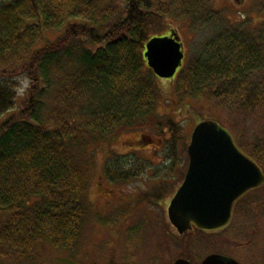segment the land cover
<instances>
[{"label":"trees","instance_id":"obj_1","mask_svg":"<svg viewBox=\"0 0 264 264\" xmlns=\"http://www.w3.org/2000/svg\"><path fill=\"white\" fill-rule=\"evenodd\" d=\"M174 19L185 20L193 37L209 30L176 72L177 94L225 112L217 121L263 169L264 137L246 149L234 128L258 111L264 116L262 29L231 26L213 0H0V264L34 263L40 247L71 264L91 213V148L122 130H166L170 178L182 129L158 120L157 76L143 53L148 39L174 31ZM143 168L112 159L103 173L122 183ZM247 195L234 213L251 212Z\"/></svg>","mask_w":264,"mask_h":264},{"label":"rangeland","instance_id":"obj_2","mask_svg":"<svg viewBox=\"0 0 264 264\" xmlns=\"http://www.w3.org/2000/svg\"><path fill=\"white\" fill-rule=\"evenodd\" d=\"M213 6L223 13L231 26L247 34L257 33L259 29L264 31V0H213ZM173 21L170 27L180 37L184 62L209 30L197 32L193 37L185 20ZM47 36L53 38L55 33L50 31ZM175 74L167 79L157 77L155 81L158 120L164 122L172 118L182 129L181 140L176 143L179 155L174 159L172 175L169 179L164 175L168 170L167 162L171 164L165 161L170 137L166 130L160 134L150 126L126 129L93 146L86 192L91 213L83 224L71 264H171L180 257L197 264L211 253L230 256L240 264H264V184L247 195L252 203L251 212L233 213L229 225L217 232L195 230L179 235L169 222L168 202L184 177L188 160L186 148L193 127L201 120L217 121L227 115L208 100L181 98L175 90ZM25 86L26 81H22L19 94ZM258 113L241 121L235 119L236 134L246 149L254 138L264 137V116ZM138 136L151 145L128 151L133 145L127 144ZM112 159H125L131 164L138 162L144 168L135 179L110 183L103 169ZM262 167L264 171V165ZM155 175L158 179H154ZM155 192L161 197H152ZM117 222L114 230L112 226ZM62 256L55 250L40 247L35 252V262L30 264H60Z\"/></svg>","mask_w":264,"mask_h":264},{"label":"water","instance_id":"obj_3","mask_svg":"<svg viewBox=\"0 0 264 264\" xmlns=\"http://www.w3.org/2000/svg\"><path fill=\"white\" fill-rule=\"evenodd\" d=\"M144 49L146 64L157 77L171 78L182 65L184 51L175 31L148 39ZM186 152L183 180L167 207L169 222L178 234L192 227L222 230L231 221L234 204L249 190L264 184V172L216 120L204 119L193 127ZM171 264L191 263L180 257ZM199 264L240 263L230 256L211 253Z\"/></svg>","mask_w":264,"mask_h":264},{"label":"flooded vegetation","instance_id":"obj_4","mask_svg":"<svg viewBox=\"0 0 264 264\" xmlns=\"http://www.w3.org/2000/svg\"><path fill=\"white\" fill-rule=\"evenodd\" d=\"M153 142V141H152ZM128 146H131V145H133V148H129L128 147V149H130V150H128V151H131V150H136L137 148H140V147H144L143 145H145V146H148V145H151V142L150 143H147L146 141H144L143 140V138L142 137H140V136H138V138H135V139H133V141L132 142H130V143H128L127 144ZM130 154V153H129ZM264 172V171H263ZM184 176V175H183ZM159 177V176H158ZM158 177L156 176V178H154V179H158ZM153 179V178H152ZM183 180V179H182ZM182 180L180 181V184H181V182H182ZM150 181H152V180H150ZM158 183H156V184H153V185H157ZM179 184V185H180ZM101 185V184H100ZM177 190V189H176ZM251 191V190H250ZM249 191V192H250ZM249 192H247L246 194H248ZM245 194V195H246ZM170 201V200H169ZM169 203V202H168ZM233 211H234V208H233ZM232 211V216H233V212ZM232 216H231V219H232ZM231 222V221H230ZM193 231H195V228L194 227H192L190 230H188L187 232H193ZM187 232H185V234L187 233ZM213 232H217V231H213ZM180 235V234H179ZM182 235V234H181ZM197 264H199V262L197 263Z\"/></svg>","mask_w":264,"mask_h":264}]
</instances>
